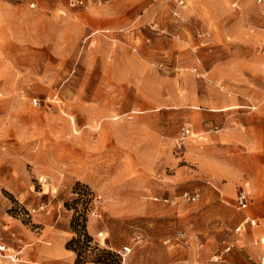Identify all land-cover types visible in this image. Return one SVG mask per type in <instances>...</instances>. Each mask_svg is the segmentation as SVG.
Returning <instances> with one entry per match:
<instances>
[{"label": "rangeland", "instance_id": "1", "mask_svg": "<svg viewBox=\"0 0 264 264\" xmlns=\"http://www.w3.org/2000/svg\"><path fill=\"white\" fill-rule=\"evenodd\" d=\"M70 1L0 0L12 251L25 264H257L264 227L236 229L245 215L264 226V178L258 201L248 173L229 194L202 172L218 160L264 171V107L239 99L264 87V3ZM33 217L55 218L39 235Z\"/></svg>", "mask_w": 264, "mask_h": 264}, {"label": "crops", "instance_id": "2", "mask_svg": "<svg viewBox=\"0 0 264 264\" xmlns=\"http://www.w3.org/2000/svg\"><path fill=\"white\" fill-rule=\"evenodd\" d=\"M241 94H242V96H241V98H239V99H241L240 100L241 104H246V105L253 104V105H257L258 107L263 109V107H264V87H255L253 90L245 91V92H242ZM206 164H207V162H206ZM243 171H244V173L249 174V178H247V181L245 183L247 185L245 190L247 192H249L250 194H251V192H253L254 195H255V192H257L258 194L256 195V199L258 201H260V199H262L263 197L259 191V184L262 181V179L264 178V171L261 173L253 172L251 168L247 167V165L240 166V167L236 168L235 170H229L227 167H225V164L223 161L218 160V161H215L214 163L208 162V165L206 166V170L204 172H202V174L204 175V177L209 178L215 184H220L221 188L225 192L230 194L232 187H233V185H232V182H234L233 179H237V180L240 179V175L243 174ZM226 178H228L229 180L226 181L225 180ZM248 185H252V187L249 186V189H248L247 188ZM254 188H255V190H253ZM240 190H244V189H240ZM240 190H238V191H240ZM238 191H237V193H238ZM236 196H237V194H236ZM250 205H251V203H250ZM246 216H249L250 218L258 219V217H254L252 215H245V217ZM245 217H243L242 221L237 226L236 231L243 232L246 225H249L252 228L264 227V226H261V224L253 226L249 223H244L243 221H244ZM54 218L55 217H48V218L47 217H37V218L33 217V224L41 225V226H36V229H40V232L38 233L39 235H43V233L46 230L47 223H49L50 225H53ZM59 220H60V217H59L58 221L55 222V225H54V227H56V229L58 230V234H60L59 232L65 231L64 229L57 226ZM262 233H264V232H262ZM24 235L27 239H30L29 234H24ZM57 236H60V235H57ZM262 238H264V235H260L255 244L259 245V246H263L264 242H261ZM60 247H58V246L57 247L56 246L48 247L47 246V247H45V249L48 252L53 253L56 250L61 251L62 249ZM63 251H64V249H63ZM63 254H66V253H63ZM263 254H264V249L262 248L257 255V264H260V256ZM69 258H71V257H69ZM61 261L64 263L67 262L65 259L61 260Z\"/></svg>", "mask_w": 264, "mask_h": 264}, {"label": "built area", "instance_id": "3", "mask_svg": "<svg viewBox=\"0 0 264 264\" xmlns=\"http://www.w3.org/2000/svg\"><path fill=\"white\" fill-rule=\"evenodd\" d=\"M253 1H255L256 3H264V0H253ZM176 2L179 6H183L187 2V0H176ZM84 3L85 0L70 1V5L72 7L83 5ZM175 14L178 15L179 13L176 11ZM34 104L35 105L38 104L37 99H34ZM190 133H191L190 128L188 127L182 128V135L184 137L185 136L187 137ZM183 196L187 201L195 202L200 198V193L198 191H193V192L187 191L184 193ZM236 205L238 209L243 211L247 210L250 207V199L248 193L245 190L238 191L236 196ZM243 222L249 223L253 226L258 225V219L250 218L249 216H246ZM4 231L7 232L8 228L4 226V223H0V258L9 259L13 264H25L26 261L22 258V251L21 250H18V252L12 251L11 246L8 242V238H7L8 236L5 235ZM14 235L15 233L13 234V236ZM261 242H264V238L261 239ZM229 249L230 247H227V251ZM260 264H264V254L260 256Z\"/></svg>", "mask_w": 264, "mask_h": 264}, {"label": "trees", "instance_id": "4", "mask_svg": "<svg viewBox=\"0 0 264 264\" xmlns=\"http://www.w3.org/2000/svg\"><path fill=\"white\" fill-rule=\"evenodd\" d=\"M83 235L85 236V238H87V237H88V235H87V234H85V233H82V234H80V236H83ZM78 254H79V257H80V256H82V255H81V253H78Z\"/></svg>", "mask_w": 264, "mask_h": 264}, {"label": "bare ground", "instance_id": "5", "mask_svg": "<svg viewBox=\"0 0 264 264\" xmlns=\"http://www.w3.org/2000/svg\"><path fill=\"white\" fill-rule=\"evenodd\" d=\"M1 262V261H0Z\"/></svg>", "mask_w": 264, "mask_h": 264}]
</instances>
